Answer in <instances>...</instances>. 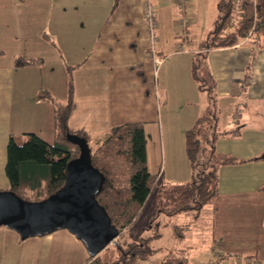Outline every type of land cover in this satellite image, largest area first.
<instances>
[{"label":"crops","instance_id":"1","mask_svg":"<svg viewBox=\"0 0 264 264\" xmlns=\"http://www.w3.org/2000/svg\"><path fill=\"white\" fill-rule=\"evenodd\" d=\"M74 1L71 4L81 11L80 18L88 13L89 23L60 19L57 33L49 35L51 31L46 27L42 29L46 33H40L34 26L48 24L52 0H0V190H7L8 186L4 175L5 149L9 137L16 134L11 130L21 128L25 122L21 134L34 133L42 138L44 123L52 140L53 112L58 105L50 104L54 98L48 89L54 80L52 72L60 80L58 87L65 80L64 99L59 105L66 101L71 78L74 106L67 119L68 128L83 130L89 140L95 141L114 126L141 123L148 172L166 184L188 181L190 166L183 154L184 146H180L181 134L207 111L205 98L202 110L199 107L197 113H186L182 120L177 118L176 132L174 128L171 132L164 130L161 124L166 117L170 116L168 127H173L174 121L170 110L167 114L162 109L165 97L152 80L151 67L163 65L172 55L179 56L176 72L181 85L176 91L183 96L192 91L193 97H199L203 94L190 72L192 59L198 55L202 58L203 75H210L214 82L215 104L220 112H225L223 131L214 143L215 153L241 162L219 167L218 195L200 210L195 222L199 224L192 225L194 230L187 229L170 251L185 250L188 264L206 263L215 254L222 257L221 264H236L232 256L241 257L240 264H264V160H251L264 153V35H251L232 47L201 53L197 50L202 49L200 42L210 29L202 39L194 41L185 28L175 33L168 44L170 51L172 48L169 52L161 38L163 30L177 27L175 24L185 17L187 7L204 9L205 0H154L157 25L153 35L141 15L138 0H117L109 12L100 3ZM132 22L141 28L140 32L125 30L131 28ZM148 39L150 43L154 41L153 47H149ZM185 40L192 43L191 48L176 51V44ZM130 41L132 50L142 43L145 52L138 59L129 54ZM18 57L39 58L41 62L15 66L14 59ZM77 64L69 73L67 67ZM177 216L185 220L190 217ZM236 216L253 218L250 233L224 237L213 245L214 225L217 233L227 231L228 223ZM200 238H209L210 242L199 246ZM157 249L161 257L152 260L154 253L140 264H161L169 251ZM88 257L84 244L65 229L21 240L16 232L0 227V264H84Z\"/></svg>","mask_w":264,"mask_h":264},{"label":"trees","instance_id":"2","mask_svg":"<svg viewBox=\"0 0 264 264\" xmlns=\"http://www.w3.org/2000/svg\"><path fill=\"white\" fill-rule=\"evenodd\" d=\"M216 10L212 26L200 42V48L208 50L232 47L251 35L255 38L264 35V0H255V4L218 0ZM201 59L198 55L193 57L191 76L197 89L206 93L207 98L214 102V106L216 99L212 77L199 76L197 73L202 64ZM40 62L39 58L14 59L15 66ZM78 65L68 66V72L71 73ZM138 74L141 76V73ZM73 106L72 82L69 78L66 101L64 104H58L53 112L52 141L46 142L38 135L29 133L26 134L27 141L17 144L15 137L10 136L5 149L4 175L8 183L7 190L25 200H42L63 185L66 164L78 155V147L69 142L67 136L76 134L87 140L91 162L104 176V183L96 201L104 208L111 224L120 235L115 244L104 249L111 247L112 253L108 257L103 258L99 253L95 257L89 256L84 264H140L149 259L159 251L150 243L161 234L142 237L139 232L134 240L127 241L123 238V231L136 220L150 194H154V205L149 222L161 212L169 216L186 214L197 218L200 210L218 195L219 167L241 162L215 153V131L209 141L208 156L203 161L200 160L198 136L201 125L207 118V110L183 132L184 154L190 166L189 180L176 184H159L157 176L147 170L145 136L141 123L114 126L91 146L86 132L67 127V119ZM212 119L216 128V115L212 114ZM251 160H264V153ZM261 189L264 190V186ZM171 228L173 235L178 239L187 230L177 224H173ZM161 264H188L185 250L176 249L165 253Z\"/></svg>","mask_w":264,"mask_h":264},{"label":"rangeland","instance_id":"3","mask_svg":"<svg viewBox=\"0 0 264 264\" xmlns=\"http://www.w3.org/2000/svg\"><path fill=\"white\" fill-rule=\"evenodd\" d=\"M54 2V6H52L51 9V15L49 17V21L48 24L46 26H41V28H39L38 25H35L34 27H37L39 30H37L38 32H45L44 29L45 27L50 30L51 32H49V35H51V33H54V31L57 33V30H55L56 26L60 24V19H62V21H66L68 20L69 22L72 21V18H75L76 21L81 19L80 21L84 22V25H87L89 22V16L88 13H85V16L83 14L82 18H80L81 15V11L78 9H75L74 5L71 3H74L76 1L74 0H52ZM89 1H93L94 3H100L101 6L104 5V8L107 12L110 11V8L112 7V5H114V3L117 0H89ZM218 0H205L204 1V9H199V7L195 8L194 6H189L186 8L187 13L185 14V17H180L181 19L186 18L188 20V27L186 26L185 28L188 29V31L192 34V37L194 38V41L202 39V36L211 28L212 23L214 21V18L217 14V10H216V3ZM152 2H154V0H152ZM138 3L141 5V11L142 6H143V0H138ZM176 10H175V14H176ZM141 15H143V11L141 13ZM143 17V16H142ZM97 19H95L96 22ZM194 21V22H193ZM104 22V20H103ZM75 23V22H74ZM195 23V24H194ZM46 24V23H45ZM83 25V26H84ZM131 28H127L125 27V30H131L134 31L135 29H138V32H140L141 28L138 26V28H136V23H131ZM9 24H7V30L9 31ZM33 27V28H34ZM176 28V29H175ZM35 29V28H34ZM36 30V29H35ZM180 29H178L175 26H170V29H166L163 30L162 34H161V38H163L164 43L167 44V46L165 47V50L168 51L170 49V45H168L169 43H171V40L173 38V36L175 35V33H180ZM104 31H102L103 33ZM46 33V32H45ZM134 33V32H133ZM135 34V33H134ZM58 35L59 31H58ZM157 36L158 33L156 32V39L157 40ZM149 42V47H153L154 45V41L148 39L147 40ZM57 42V41H56ZM127 43V41H126ZM125 43V46H127V44ZM131 41L129 42L130 45ZM133 47L132 45H130V51L129 54L135 55V59H138L140 56L143 55V53L145 52L142 48V43H139V46L132 50ZM153 49V48H152ZM172 51V48H171ZM169 50V52H171ZM189 56V55H186ZM179 56L177 55H172L170 57H167L166 63H163V65L159 66L158 63L157 65H153L152 68V80L154 83L157 84L158 87H160V93L163 95V97H165V102L162 105V109L164 111L167 112V114L170 113L171 117L174 121L173 123V127H168V124L170 123V116L166 117V121L163 122L161 124L162 128L166 131H172V129L174 128L175 132H176V125L179 124V122H177V118L179 119L181 117V120L183 119V116L188 113L194 114V112H198V108L200 107L202 110V102H203V98H205V102H206V108L208 110L207 112V118L203 121L202 125H201V132L198 136L199 139V150H200V160L203 161L207 156H208V150H209V141L212 138L214 131L218 134L219 132L223 131L222 125L224 124V113L225 112H220L219 110V106L218 104H215L213 106L212 100L207 98L206 93L202 92L203 95H199V97H193L192 96V91L190 92V94H188V96H183L182 93L178 91H176V89L179 88V85H181L180 83V78L179 76H177V72H176V64L179 60V58H177ZM197 73L199 76L203 75V69L200 66V68H198ZM180 75V74H179ZM55 72H52V78H54L53 82H51L52 84L49 85L48 89L51 91V93H53V100L50 101V104L54 106V104H59L60 102L63 101V96L64 93L62 92V87L63 84L65 83V80L63 78V80H61V86L58 87V84H60V80H58L57 78H55ZM193 81V79H192ZM199 91V90H198ZM200 92V91H199ZM161 95V96H162ZM191 99V100H188ZM188 101V102H186ZM191 101V102H189ZM212 104V105H211ZM47 106V105H46ZM167 109H169L167 111ZM200 111V110H199ZM205 111V110H204ZM203 111V112H204ZM212 114L216 115L217 117V127L214 128V124H213V119H212ZM196 115V114H195ZM200 115V114H198ZM25 125V122H24ZM22 126L21 128H16V130H11L14 133L15 136V141L17 144H22L25 141L28 140V136L25 134H21V132H19L21 129H24L25 126ZM191 126V125H190ZM48 128V127H47ZM47 128L45 126V124L43 123L41 125V129H42V139H44L46 142H51V138H49V136L47 135L46 131ZM33 134V133H32ZM216 134V135H217ZM103 134H101L102 136ZM101 136H98V138H100ZM96 138V139H98ZM95 139V140H96ZM89 144L91 146L95 145L94 140H90ZM180 146H184V141H183V135L181 134V143ZM184 154V153H183ZM185 156V154H184ZM186 158V157H185ZM166 159H167V154H166ZM187 161V159H186ZM2 168H0V172L2 173ZM159 184H166L165 182H159ZM153 205H154V194H150V196L148 197L146 203L144 204L143 208L140 211V214L138 215V217L136 218V220L133 222L132 225H130L123 233V238L126 239L127 241H131L135 239L136 234H138L139 232H141V236L142 237H148L151 236L155 233H159L161 234V236L159 238L153 239L152 242L150 243V245L153 248H160L163 251H170L175 245H177V243H179V239L176 238L173 233H172V228L171 226L173 224H178L180 226H184L187 229L192 228V230H194L192 225H198V223L196 222V218L192 217L191 215H189L190 217L188 219H184V217L182 216H169L165 213H159L156 218L152 221L149 222V216L152 213L153 210ZM217 215L215 214L214 217H216ZM220 217H223V215H221ZM231 219V218H229ZM229 225V229L227 231H223L220 233H217L216 230V225H214V242L213 245H216L218 243V239L224 238V237H231L233 238V236H242V235H248L251 231L252 228V224H253V218L251 217H245V216H236L235 218L231 219L230 222L228 223ZM249 231V232H248ZM248 232V233H247ZM201 237H203L201 235ZM205 240V241H204ZM198 241L199 246L201 244L205 243H209L210 239L207 238H200ZM208 241V242H206ZM112 246V244H110ZM198 246V247H199ZM111 247H109L107 250L102 251L101 256L103 258L108 257L109 254H111ZM160 253H156L153 257L152 260H155L156 258L161 257Z\"/></svg>","mask_w":264,"mask_h":264},{"label":"water","instance_id":"4","mask_svg":"<svg viewBox=\"0 0 264 264\" xmlns=\"http://www.w3.org/2000/svg\"><path fill=\"white\" fill-rule=\"evenodd\" d=\"M67 140L79 152L66 164L63 185L38 201L0 190V227L16 232L21 240L65 229L84 244L89 256L95 257L115 244L120 232L96 201L104 176L91 162L87 140L76 134H69Z\"/></svg>","mask_w":264,"mask_h":264},{"label":"built area","instance_id":"5","mask_svg":"<svg viewBox=\"0 0 264 264\" xmlns=\"http://www.w3.org/2000/svg\"><path fill=\"white\" fill-rule=\"evenodd\" d=\"M233 2L235 3L252 2L253 4H255V0H233ZM143 17L146 23L148 24L150 33L153 35V31L157 25V21H156L155 6L153 5L151 0H143ZM187 24H188V20L186 18H183V19L178 20L175 25L177 26L178 29L183 31L185 30V27L187 26ZM191 46H192V43L188 40H185L183 42L177 43L175 46V50L186 52L189 48H191ZM205 51H207L205 48L197 50V52H201V53ZM221 259L222 257L220 255L215 254L212 260L206 263H202V264H221L220 263ZM232 259L234 260L236 264H240L242 262V258L239 256H232Z\"/></svg>","mask_w":264,"mask_h":264}]
</instances>
